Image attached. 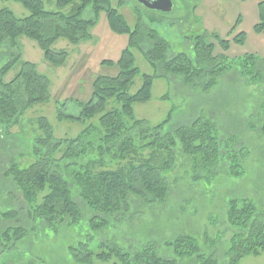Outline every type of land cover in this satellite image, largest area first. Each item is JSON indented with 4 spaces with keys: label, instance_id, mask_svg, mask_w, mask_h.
Segmentation results:
<instances>
[{
    "label": "trees",
    "instance_id": "1",
    "mask_svg": "<svg viewBox=\"0 0 264 264\" xmlns=\"http://www.w3.org/2000/svg\"><path fill=\"white\" fill-rule=\"evenodd\" d=\"M13 1L19 2L29 14L16 18L10 9L0 8V52L7 50L10 55L0 65V129L3 130L15 124L19 115L30 106L50 97L49 79L38 72L32 62L21 61L14 77L8 82L2 80L21 60L19 37L35 41L45 61L62 65L68 53L53 50L51 45L59 38L72 44L90 39L89 27L95 21L83 19L81 14L87 6H92L95 16L104 9L113 32L128 34L129 38L116 62L102 61L108 65L116 64L118 73L97 76L90 99L76 102L79 114L68 116L85 121L101 112L97 124L87 125L74 137L58 139L46 118L40 117L37 120L40 133L34 136L35 160L27 166L9 161L5 175L30 209L27 216H31V221L48 226H71L86 217L90 231L96 232L105 228L109 219L129 211L133 198L143 202L147 199L164 201L169 194L165 174L173 170L179 157H188L192 162L196 159L208 172L213 170L218 159L225 157L226 149L220 148L218 134L205 118L164 130L169 114L156 125L135 117L133 104L150 99L154 76L143 74L141 86L134 93L129 92L133 78L139 73L132 49L138 47L143 38L147 39L150 45L142 54L148 64L153 68L160 65L165 75L181 76L185 84L197 85L203 81L201 87L207 90L233 65H239L246 76L256 75L257 65L263 64L259 56L245 53L229 58L225 54L231 42L243 45L244 32L235 33L229 40L203 30L192 38L193 58H190L181 52L169 55V43L163 37L153 29L142 28L140 22L131 28L123 15L108 5V0H55L58 7L71 4L67 14L46 11L42 0ZM258 17L253 31L264 34V0L258 2ZM240 21L238 16L230 34ZM210 38L218 43L223 54L214 55ZM109 99L119 103V108L104 110ZM260 106L263 118L258 132L264 137V103ZM64 116L67 115L58 109L57 117ZM234 158L232 156L230 160ZM224 214L225 223L231 228L229 247L225 250L228 264H237L244 256L264 252L263 210H258L247 198L235 197L227 200ZM0 215L3 220H13L15 225L8 226L0 236L3 253L25 235V229L17 210ZM86 236L87 239L68 248L76 264H107L112 259L111 264H178L183 260H191L193 264H218L217 258L202 254L197 240L186 234L166 242L172 250L171 257L158 254L156 245L151 243L124 250L116 242H103L98 246L99 251H93L90 248L91 232Z\"/></svg>",
    "mask_w": 264,
    "mask_h": 264
},
{
    "label": "rangeland",
    "instance_id": "2",
    "mask_svg": "<svg viewBox=\"0 0 264 264\" xmlns=\"http://www.w3.org/2000/svg\"><path fill=\"white\" fill-rule=\"evenodd\" d=\"M170 1L171 8L166 11L148 10L132 0H108L107 3L123 15L131 28L140 22L142 28L155 30L169 43V55L181 52L190 58H193L192 38L203 30L231 40L237 31L230 34V29L244 3L240 0ZM42 2L44 9L50 12L67 14L71 7V4L58 7L55 0ZM0 8L10 9L16 18L29 14L13 0H0ZM81 18L95 21L89 27L90 39L72 44L59 38L51 45L53 50L68 53L64 64L56 66L45 61L36 42L22 36L18 38L21 60L2 78L4 82L10 81L21 61L32 62L37 71L49 79L50 97L26 109L15 124L0 129V214L17 210L25 229V235L12 248L3 253L0 251V264H76L68 248L87 239L90 232L93 251H99L98 246L103 242H116L124 250L151 243L156 245L158 254L169 257L173 253L166 242L186 234L197 240L202 254L217 258L218 264H228L225 250L229 247L231 228L225 223L227 200L247 198L258 210L264 211V137L258 132L263 118L260 105L264 103V60L257 53L263 64L257 65L259 71L254 77L253 73L246 76L239 65H233L218 77L214 86L204 90L201 87L203 81L197 85L185 84L181 76L165 75L160 65L153 68L148 64L142 53L150 43L143 38L139 46L132 49L139 73L133 78L129 92L134 93L141 86L143 74L152 75L154 79L150 99L133 104L135 117L156 125L169 114L164 130L205 118L211 122L218 134L220 148H225L227 154L223 152L225 157L218 159L210 172L200 167L196 159L192 162L188 157H179L173 170L165 174L169 194L164 201L147 199L143 202L133 198L129 211L109 219L108 225L96 232L90 231L86 217L71 226H48L33 222L31 216H27L30 209L5 175L9 161L27 166L35 160L34 136L40 133L37 128L40 117L46 118L58 139L74 137L87 125L97 124L101 112L85 121L68 116L79 114L76 102L90 99L97 76L118 73L116 64L108 65L102 61L116 62L128 43V34L116 33L109 28L104 9L95 16L92 6H87ZM245 20L250 25L251 18L246 16ZM209 42L213 44L214 55L223 54L213 38ZM230 45L225 52L229 58L250 50L249 47ZM6 51L0 52V65L10 57ZM119 106L114 99H109L104 110ZM58 109L67 116L58 118ZM232 156L236 158L230 160ZM8 226H15L13 220H3L0 215V236ZM178 264L193 262L183 260ZM237 264H264V252L244 256Z\"/></svg>",
    "mask_w": 264,
    "mask_h": 264
},
{
    "label": "crops",
    "instance_id": "3",
    "mask_svg": "<svg viewBox=\"0 0 264 264\" xmlns=\"http://www.w3.org/2000/svg\"><path fill=\"white\" fill-rule=\"evenodd\" d=\"M259 1L260 0H247V1H243L244 3H242L240 5V12L237 15V17L239 16L241 21H240L239 25L236 27L235 31L244 32L245 41H244L243 45H236L232 42L230 44H234L235 47H237V48L249 47L250 48V50H248L249 52L245 50L244 52L242 51L241 54L243 55L245 53H252V54L257 53L264 60V34H256L253 31V26L258 22V18H259L258 17V2ZM246 16H249L251 18L250 25L245 23ZM237 17H236V19H237ZM236 19L234 21V24L236 22ZM250 27H252V28L250 29ZM250 36H251V41H249ZM230 47H231V45H230ZM251 48H254V51H252ZM255 48H256V50H255Z\"/></svg>",
    "mask_w": 264,
    "mask_h": 264
},
{
    "label": "water",
    "instance_id": "4",
    "mask_svg": "<svg viewBox=\"0 0 264 264\" xmlns=\"http://www.w3.org/2000/svg\"><path fill=\"white\" fill-rule=\"evenodd\" d=\"M148 10L166 11L171 8L170 0H132Z\"/></svg>",
    "mask_w": 264,
    "mask_h": 264
}]
</instances>
